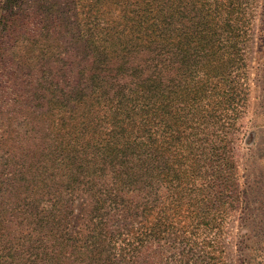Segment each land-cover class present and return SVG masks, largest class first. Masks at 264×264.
Here are the masks:
<instances>
[{
  "label": "trees",
  "instance_id": "trees-1",
  "mask_svg": "<svg viewBox=\"0 0 264 264\" xmlns=\"http://www.w3.org/2000/svg\"><path fill=\"white\" fill-rule=\"evenodd\" d=\"M250 6L0 0V105L65 103L49 149L0 131V264H221Z\"/></svg>",
  "mask_w": 264,
  "mask_h": 264
},
{
  "label": "rangeland",
  "instance_id": "rangeland-1",
  "mask_svg": "<svg viewBox=\"0 0 264 264\" xmlns=\"http://www.w3.org/2000/svg\"><path fill=\"white\" fill-rule=\"evenodd\" d=\"M249 13L245 51L249 97L233 144L239 200L227 206L230 218L220 244L221 264H264V0H251ZM2 92L5 96L0 105V131L19 132L21 138L34 139L49 149L52 142L48 125L53 126L60 118L61 123L65 120L64 98L55 100L50 116L45 100H33L29 88L23 97L11 89ZM14 97L24 104L12 101ZM27 99L30 104H25Z\"/></svg>",
  "mask_w": 264,
  "mask_h": 264
}]
</instances>
